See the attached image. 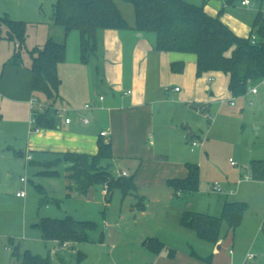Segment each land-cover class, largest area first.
Masks as SVG:
<instances>
[{"label":"rangeland","instance_id":"1","mask_svg":"<svg viewBox=\"0 0 264 264\" xmlns=\"http://www.w3.org/2000/svg\"><path fill=\"white\" fill-rule=\"evenodd\" d=\"M185 1L219 15L227 26L231 25L237 30L235 34L243 38L255 35V30L252 29L253 16L259 10L264 12V0H249L252 6H242V0H232L233 6L224 9L221 0ZM55 2L56 0H0L1 18L25 23L23 41L17 50L15 43L18 44L19 40L7 39L5 27L0 28V75L14 50L20 54L21 67L28 68L31 64V51L36 47H43L49 34L58 41L63 40V29L53 24ZM114 2L126 20L134 17L130 4L123 0ZM72 36L79 38V33H68L66 41L70 40L69 49ZM12 80L10 77L11 83ZM252 84L259 91L257 96H249L247 91L234 98L235 106L224 104L217 110L213 108L209 122L206 119H201L199 123L191 122L193 131L201 139H197L201 146L192 153L189 145L183 142L184 147L178 152L184 163L190 162L199 168V192L192 195L193 208L196 211L210 215L219 214L223 201L227 200L244 203L246 215L234 232L228 233L226 225L221 226L218 244L198 239L196 241L194 237L190 239L182 235H171L167 245L175 254L178 252L180 256L210 264L211 252L221 249V240L224 241L229 235L232 242L229 249L233 250L235 264H264V184L253 180L238 184L239 179L250 174L251 161L264 160V82ZM57 104H62L66 110L69 107L60 100H57ZM38 109L35 106L34 110ZM218 114L219 118L213 128ZM30 117L28 103H15L3 100L0 96V264H16L17 259L12 257L15 249L20 253L28 250L33 255L47 257L50 264H150L157 256L142 248L137 240L144 227L161 223L169 231L176 229L179 232H188L180 227V217L175 216V203L171 201L157 202L146 196L143 198L147 208L146 217L138 216L135 223L125 212L129 204L137 202L134 196L129 195L123 199L118 189L113 190V202L106 209L101 184L89 188L87 199L73 183L71 190H65L67 179L62 183L64 168L61 164L56 167L59 176H37L36 170L39 168L29 165L24 155L20 156L18 152L14 155L11 150L19 146L25 133L30 131ZM229 159L237 165L232 166ZM34 160L37 161V158L34 157ZM20 178L26 179L25 185L20 182ZM213 183H218L223 192L213 190ZM37 184L45 192L39 191ZM21 188L26 190L25 198L16 196ZM170 191L174 194L172 189ZM66 193L70 194L69 198L65 197ZM134 193L136 190L129 192ZM51 197L59 201L56 203ZM184 197L181 195L179 200L184 201ZM119 209L123 210L121 214ZM66 216H71L76 221H91L97 225L95 230L88 233V243L71 246L69 243L64 247L42 239L36 226L40 218L59 219ZM225 246L223 245L222 252L227 251ZM248 253L255 257L252 262L244 260Z\"/></svg>","mask_w":264,"mask_h":264},{"label":"crops","instance_id":"2","mask_svg":"<svg viewBox=\"0 0 264 264\" xmlns=\"http://www.w3.org/2000/svg\"><path fill=\"white\" fill-rule=\"evenodd\" d=\"M221 1L223 9L233 6L232 0ZM204 11L210 16H218L209 13L205 8ZM254 17L255 15L253 19ZM220 20L226 25L223 18ZM127 21L130 25L128 29L97 31L96 50L86 64L80 61L78 36H72L70 49L68 45L70 40L66 41L68 34L63 37L66 44V57L65 61L57 67L60 85L54 101H46L32 92L30 66L22 68V62L20 66L9 64L12 57L5 63L7 66L0 75L1 99L15 103H28L30 108V100L36 98L42 106L40 112L47 113L55 122V127L52 129L43 128L25 133L21 144L11 150L14 155L16 152L24 157L31 155L32 159L25 160L29 162V165L39 168L36 170L37 176H42L41 172L45 171L46 162L57 161V164L51 166L49 170L56 172L54 176H59L56 167L61 164L64 168L62 183H65L66 168L69 163L62 158L63 154L94 156L98 152V145L101 141L110 143L112 158L107 161L108 172L114 178L121 177L125 172L127 176L124 177H132L136 187V193L127 196L131 195L142 200L148 196V199L157 202L171 201L175 203L173 210L176 217H180L182 211L186 209L198 212L193 208V194L184 195L185 200L181 201L179 200L181 195L171 193L167 181L184 178L187 175L186 164L190 162L185 161L184 163L178 152L181 147H184L182 146L184 143L189 145V140L199 139V135L193 131L190 124L193 121L199 123L201 119L209 122L213 108L217 110L224 104L235 106V102L233 105L230 103L235 97H232L228 89L229 75L221 71H212L197 76L195 55L156 51L155 35L131 28L134 24V17H129ZM227 27L234 34L237 32L231 25ZM48 37H53V35L49 34ZM19 48L15 43V50ZM15 50L14 53L17 52ZM177 62L182 64L178 71L171 67ZM10 77L13 79L12 83L9 81ZM252 85L248 87V95L257 96L259 91L252 93L251 89L254 87ZM57 100L68 104L67 110L62 104L58 105ZM90 103L94 106L88 110L84 109V105ZM62 108L65 109L63 113H56ZM84 117L89 119L88 123L82 121ZM66 118H69L68 123L65 122ZM218 118L219 114L214 120L213 128ZM101 132H106V136H101ZM200 146L194 150H191L189 146V149L193 153ZM102 163L106 164V162ZM253 181L264 184L262 181ZM67 182L65 190H67ZM21 183L25 185L26 182ZM36 187L39 191L45 192L40 184ZM103 189L104 185L102 194L105 197L104 206L107 209L111 207L114 193L113 191L103 192ZM88 193L89 190L84 194L86 199ZM127 196H122V198L125 199ZM51 199L56 203L59 201L53 197ZM226 201H223L221 208ZM136 203L134 201L125 208V212L135 223H137L138 216L146 217L147 214L146 205L144 204L143 209L139 210ZM121 204L123 206V203ZM119 211L121 214L123 210L119 209ZM214 214L218 216L220 212ZM163 226L161 223L146 226L139 233L137 240L142 248H144L142 241L148 237H157L165 245L166 249L156 255V260L150 264H207L182 255L183 258L178 252L174 253L173 257H168L167 249H172L167 245L171 235L200 239L192 230L181 225L180 227L188 232H179L176 229L169 231ZM52 242L59 245L55 241ZM221 242L220 248L222 249L226 242L225 250L227 251L222 252L218 249L211 252L210 264H235V259L232 257L233 250L229 249V244L232 243L229 235ZM218 243L219 241L216 244ZM71 244L79 243H70V246ZM246 255L244 256L245 261H247ZM254 259L255 257L251 262ZM184 260L186 261L183 262Z\"/></svg>","mask_w":264,"mask_h":264},{"label":"trees","instance_id":"3","mask_svg":"<svg viewBox=\"0 0 264 264\" xmlns=\"http://www.w3.org/2000/svg\"><path fill=\"white\" fill-rule=\"evenodd\" d=\"M133 7V29L153 33L156 37L155 49L160 52H180L196 56L197 76L206 72L221 71L229 75L228 89L232 97L244 95L248 87L264 79V13L259 10L253 19L257 42L252 44L250 37L241 38L234 34L218 16L208 15L202 6L188 3L185 0H123ZM221 12V11H220ZM53 24L59 26L66 36L77 31L80 38V61L88 63L96 50V33L101 29H128L130 25L114 0H56L53 6ZM7 29V38L19 40L21 46L25 33V23L0 17V28ZM30 86L32 92L42 96L46 101L57 98L60 78L57 67L65 61V40L57 41L48 37L41 48H34L31 53ZM21 57L15 52L9 64L20 66ZM173 70H180L181 63H173ZM55 122L47 113L35 117V128L52 129ZM62 158L69 163L66 168L67 189L72 184L80 193H87L95 184L107 186V193L118 189L125 197L131 190H136L132 177L114 178L107 170V161L112 158L110 143L100 142L94 156L82 154H63ZM102 162H106L103 165ZM57 161L46 162V170L41 174L56 175L48 169ZM84 166V168H83ZM187 175L167 181L174 195H190L199 190V168L192 163L186 164ZM48 171V172H47ZM249 171L253 180L264 182V160H253ZM69 197V193L66 194ZM41 201V200H40ZM46 201V200H45ZM137 209H143L144 202L137 199ZM246 215V205L241 202L226 201L218 216L183 210L180 225L192 230L196 236L207 243L216 244L220 239V228L224 224L227 232H233ZM42 239L63 243H88V233L97 228L91 221H76L71 216L64 218L42 217L36 224ZM142 246L154 255L166 249L157 237H148ZM175 251L167 249V256L173 257ZM12 257L16 264H50L47 257L33 255L30 251L18 252L15 249Z\"/></svg>","mask_w":264,"mask_h":264},{"label":"built area","instance_id":"4","mask_svg":"<svg viewBox=\"0 0 264 264\" xmlns=\"http://www.w3.org/2000/svg\"><path fill=\"white\" fill-rule=\"evenodd\" d=\"M241 4H242V5H247V6H252V5H251V2H250L249 0H242V1H241ZM263 13H264V12H263ZM250 41H251L252 44H255V43L257 42V36H256V34H255V35H252V36L250 37ZM16 46L18 47L17 44H16ZM260 82H264V79L260 80ZM175 90H178V88H175ZM251 92L255 94V93L257 92V88H256V87H253V88L251 89ZM100 99H102V97H100ZM230 103L233 105V104H234V99H232V100L230 101ZM35 106H38V107H39V109H38L37 111L34 110ZM93 106H94V105L91 104V103H90V104H86V105H84V109L88 110V109L92 108ZM30 108H31V117H30V125H31V128H30V130H32V126H33L34 123H35V117L39 114L40 110H42V106L37 102L36 98H32V99L30 100ZM64 111H65V109L62 108V109L58 110L56 113L61 114V113H63ZM82 121H83L84 123H88V122H89V119H88L87 117H84V118L82 119ZM65 122L68 123V122H69V118H66V119H65ZM38 130H39V129L35 128V129L32 130V131H38ZM100 135H101V136H106V132H101ZM188 143H189V146H190V149H191V150H194L196 147H198V146L201 145V143L198 142V140H193V139L189 140ZM25 159H26L27 161H29V160L31 159L30 155H26V156H25ZM230 163H231L232 165H237L236 162L233 161V160H231V159H230ZM249 173H250L249 175H245L242 179H239V180H238V184H239L241 181H249V180H252V179H253L252 174H251L250 171H249ZM122 176H127V174H126L125 172H123V173H122ZM20 181L25 183V182H26V179H25V178H20ZM211 187H212L213 190H215V191H217V192H223V189L220 187V185H219L218 183H213V184L211 185ZM106 191H107V186H104L103 192H106ZM230 193H231V192H230ZM16 196H17V197H20V198H24V197L26 196V192H25V190H24V189H20V190H18V191L16 192ZM68 244H69V243L65 242V243L62 244V246L66 247ZM230 252H231V251H230ZM253 258H254V256H253L252 254H250V253H248V254L246 255V260H247V261H251Z\"/></svg>","mask_w":264,"mask_h":264},{"label":"water","instance_id":"5","mask_svg":"<svg viewBox=\"0 0 264 264\" xmlns=\"http://www.w3.org/2000/svg\"><path fill=\"white\" fill-rule=\"evenodd\" d=\"M258 125H259V123H258Z\"/></svg>","mask_w":264,"mask_h":264}]
</instances>
